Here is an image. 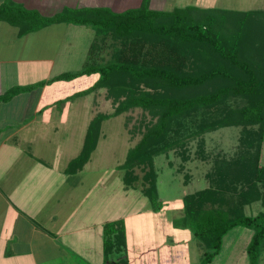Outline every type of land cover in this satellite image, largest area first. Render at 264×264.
<instances>
[{
	"label": "trees",
	"instance_id": "trees-1",
	"mask_svg": "<svg viewBox=\"0 0 264 264\" xmlns=\"http://www.w3.org/2000/svg\"><path fill=\"white\" fill-rule=\"evenodd\" d=\"M0 21L16 26L20 36L58 22L94 30L80 69L14 86L1 94L0 100L46 83L96 73L98 78L90 87L71 97L106 88L114 110L98 113L90 120L81 150L69 161L66 171H76L90 159L103 120L140 108L155 120L128 149L119 167L126 187L139 181L135 169L141 168V189L154 210L163 206L154 156L182 146L187 137L223 126H241L237 155L225 165L214 166L212 187L183 197V215L175 224L188 228L201 247L199 264L212 261L230 230L246 227L252 230L246 246L248 264H260L264 250V165L260 164L264 140L263 10L193 5L155 10L142 0L138 7L121 12L107 7H64L54 15L43 16L13 0H2ZM108 39L113 51L108 60L99 61ZM230 99L242 103L230 106ZM254 202L263 209L246 213L245 207ZM102 247L106 257L125 252L122 218L103 224Z\"/></svg>",
	"mask_w": 264,
	"mask_h": 264
},
{
	"label": "crops",
	"instance_id": "crops-1",
	"mask_svg": "<svg viewBox=\"0 0 264 264\" xmlns=\"http://www.w3.org/2000/svg\"><path fill=\"white\" fill-rule=\"evenodd\" d=\"M13 1L27 9L37 10L43 16L54 15L64 7H107L121 12L138 7L142 2ZM147 1L149 7L155 10H171L187 5L229 8L218 3L220 0ZM55 35L60 36V44L50 46L49 39ZM87 36L94 39L91 27L64 22L52 23L20 36L16 26L0 21V95L17 85H29L79 69L69 68L68 65L72 62L71 56L82 53L86 56L92 41L87 42ZM59 81L0 100V264H123L124 261L126 264H186L188 256L192 260L190 254L194 253L195 257L202 253L188 228L174 226L181 213L170 211L169 202L165 209L154 210L147 206L139 212L142 215H138L140 225L146 220L159 226L157 229L163 238V246L157 247L152 259L146 255L148 250L146 254L145 251L141 253L144 249L130 245L128 236L127 253L104 255L103 224L115 220L106 216L111 212V205L97 203L96 198H91L92 187L81 177L82 169L90 159L82 168L66 171L69 161L81 150L91 118L74 112V100L82 96L71 97L74 93L49 96L50 86ZM51 90L54 91V87ZM64 101L68 102L66 107ZM82 117L83 131L80 130ZM175 214L177 217L173 218ZM127 217L121 215L118 218H122L127 225ZM188 236H191L190 240ZM143 238L146 239L145 236ZM178 245L185 251L181 249L182 252H179ZM130 249H136L143 255L131 258ZM221 250L207 264L219 258ZM159 255L163 258L162 262Z\"/></svg>",
	"mask_w": 264,
	"mask_h": 264
},
{
	"label": "rangeland",
	"instance_id": "rangeland-1",
	"mask_svg": "<svg viewBox=\"0 0 264 264\" xmlns=\"http://www.w3.org/2000/svg\"><path fill=\"white\" fill-rule=\"evenodd\" d=\"M263 1L264 0H220L218 3L228 6L229 8H206H222L235 11H264V9H261L264 8ZM234 6L238 8L241 6V8L232 9ZM59 39L60 36L57 37L56 35L50 38V46L54 45L53 43L58 46V44H60ZM86 39H89L88 36ZM91 40L92 37L87 42ZM112 51V41L108 39L107 44L99 53L98 60H108ZM85 58L86 56L83 53L71 56L72 62L68 65L69 68L80 69ZM97 78L98 75L96 73H91L68 81L60 80L57 84H52L50 86L49 96H56V94L57 96L71 95L90 87ZM52 87H54V91L51 90ZM74 101V112L81 113L82 115L85 114L83 116L84 118L88 116L92 119L98 113L109 114L114 110L112 99L106 97V88H99L87 95L76 98ZM63 103L66 107L68 102L64 101ZM240 103H242L240 99H230L227 101V104L230 106ZM83 117L81 119L82 125L80 129L82 131L84 130ZM154 120L155 119L152 118L148 112L140 108H133L118 115H111L103 120L97 146L92 152L90 160L86 166L83 167L81 174L86 184L92 187L91 198H96L97 203L106 202V204L108 203L111 205L109 207L111 212L106 213L108 218L116 219L121 215L128 216V224H125L126 243L128 236V243L130 245H137L138 249H144L141 251L139 250L141 253L145 251L146 254L148 250V254L146 255L150 259L157 253V247L163 246V238L160 236L157 229L159 226H154V224L146 220L144 224L140 225V220L138 221L140 217H138L140 214L139 212L144 210L147 206H150L148 199L141 189L143 183L141 184L140 177L143 171L141 168H136L135 173L138 175L139 181L133 183L130 187H126L122 179L123 170L119 165L123 162L128 149L139 141L146 126L154 122ZM240 128L241 126H223L201 135H196L191 138L187 137L184 139L185 143L182 146L173 147L153 157V167L157 175L158 197L160 201L163 202V206L160 210L165 209L166 205H169V202H171L169 205L170 211L172 209L173 213H181L182 216L184 204L183 197L185 195L212 187V182L215 179V174H212L214 166L225 165L227 161H230L237 155L236 153L240 147ZM201 140L203 142H201ZM260 164L264 165V140L261 147ZM260 209L263 208L259 202H254L245 207V212L255 214ZM175 217H177L176 214L173 215V218ZM175 223L174 221L173 224L176 228H181ZM142 227L144 229H142ZM140 234L141 236H139ZM251 234L252 230L242 226L230 230L223 238V247L219 258H216L211 264H247L248 260L245 246ZM144 236L146 239L143 238ZM190 237L191 236H188V240H190ZM184 244L185 243H183V246ZM178 248H180L179 245ZM182 248L183 247L180 248L179 252H182ZM182 250L185 251V249ZM194 252H196V250H194ZM125 253H127V247ZM193 254H190L192 260H190L188 256V263L186 264L200 263L199 259L202 253L195 257ZM129 255L132 258L137 255L142 256L143 254L141 255L136 249H130ZM158 258H161V262L163 261L161 255H159ZM139 264H141V262ZM260 264H264V250L260 256Z\"/></svg>",
	"mask_w": 264,
	"mask_h": 264
}]
</instances>
